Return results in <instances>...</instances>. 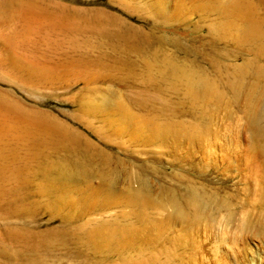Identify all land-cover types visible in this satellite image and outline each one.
Listing matches in <instances>:
<instances>
[{"label": "rangeland", "instance_id": "rangeland-1", "mask_svg": "<svg viewBox=\"0 0 264 264\" xmlns=\"http://www.w3.org/2000/svg\"><path fill=\"white\" fill-rule=\"evenodd\" d=\"M219 1L0 10V264H264V137L244 122L253 101L264 130V52Z\"/></svg>", "mask_w": 264, "mask_h": 264}, {"label": "bare ground", "instance_id": "bare-ground-1", "mask_svg": "<svg viewBox=\"0 0 264 264\" xmlns=\"http://www.w3.org/2000/svg\"><path fill=\"white\" fill-rule=\"evenodd\" d=\"M26 1V0H25ZM23 1L24 4H20L21 2H19V0H0V10L1 9H10L8 10V12H10L12 9V7H16L20 10L21 13H25L27 15H29V19L31 20H36L39 18V16L41 15V12H45L47 14V11L44 9V11L40 8L37 7L36 4H34L32 1L34 0H28V1ZM219 1V0H218ZM22 2V3H23ZM216 2V1H215ZM219 7H221V9L225 12V14L227 15V20L228 18H233L234 15L239 14L240 17L242 18L240 24L236 27V37L239 40L242 41H247L248 43H253L252 45H255L258 47V49L261 52H264V22L260 21L259 19H257L256 17H254L253 15H251L249 13V10L251 11V9H248L244 3L243 0H220L219 1ZM15 10V11H19V10ZM51 11V10H50ZM2 12V11H0ZM6 12V11H5ZM14 12V10L12 11ZM57 12V10H56ZM55 12V13H56ZM60 12V11H59ZM222 12V11H221ZM51 13H53L51 11ZM54 14V13H53ZM52 14V15H53ZM58 15H60L59 13H57ZM43 15V14H42ZM41 15L40 18H42L43 16ZM45 15V14H44ZM50 17V14H47ZM47 15H45V17H47ZM56 15V14H55ZM53 15V16H55ZM57 15V17H58ZM66 15V14H65ZM44 17V18H45ZM48 17V18H49ZM48 18H46V20H49ZM55 18V17H53ZM52 18V19H53ZM60 18V17H59ZM61 19V18H60ZM58 19V20H60ZM43 20V19H42ZM44 20V22L46 21ZM64 19H62L63 21ZM67 18L65 19L66 22ZM233 20V19H232ZM70 20H67V22ZM74 21V20H73ZM33 22L34 21H30ZM38 22V21H37ZM41 22V19H40ZM64 22V21H63ZM61 22V23H63ZM41 24V23H40ZM66 24V23H65ZM221 24V23H219ZM218 24V25H219ZM31 27L33 25H30ZM39 26V25H38ZM35 28V27H34ZM36 29V28H35ZM17 60V59H16ZM23 60H21L22 62ZM14 62V61H13ZM16 63L18 61H15ZM23 63H25V67L26 64L29 67L30 65H35L33 62H27V60L23 61ZM21 64L20 68L22 69L24 64ZM34 67V66H33ZM37 68V67H36ZM26 69H28L26 67ZM25 70V69H24ZM257 72L259 73H264V66L262 65H258L257 66ZM187 80L185 82L188 91L190 92V94H192L193 96L195 95H199V94H215V90L217 89V87L215 86V83H213L212 81H210L207 77L202 76V75H194V74H190L189 76H187ZM253 88V87H252ZM255 89H252V91H254ZM251 92V91H250ZM249 92V93H250ZM252 93V92H251ZM253 95V94H251ZM250 95V97H251ZM254 97V95H253ZM3 99V98H2ZM1 100V99H0ZM251 100V99H249ZM5 104V103H4ZM2 103L0 102V131H3L5 134V131L7 130V111L4 110L3 112V108H2ZM7 105V104H6ZM5 106V105H4ZM6 107V106H5ZM7 108V107H6ZM12 117H14L15 121L14 124H18V125H22L24 124V122H29L28 120L24 121L23 117L21 114L16 113L13 114L12 113ZM246 124V128H248L249 130V136L248 138H250V147L252 146H256L259 142L258 140L260 138L264 137V130L261 127V125L259 124L258 121V116L256 114L255 108H254V103L253 101H250L249 103V107H248V111H247V116H246V120L244 121ZM46 124V122H45ZM170 125V124H169ZM41 126V125H40ZM54 125H52L51 129L53 128ZM42 128V127H41ZM57 129V128H56ZM40 130V129H39ZM54 129H52L53 131ZM164 131L168 132V129L164 128ZM9 131V130H8ZM7 131V132H8ZM59 131V130H58ZM35 133V132H34ZM7 134V133H6ZM2 135V134H1ZM29 135V134H28ZM54 135V133L52 134ZM62 135V134H61ZM9 136V135H8ZM55 136H59L58 134ZM258 142V143H257ZM251 147V148H252ZM263 147V146H262ZM258 148V146H257ZM264 150V147L262 148ZM7 152V151H6ZM261 153V152H260ZM19 163V162H18ZM138 196V195H137ZM136 196V198H137ZM140 196V195H139ZM138 196V198H139ZM141 198V197H140ZM177 214L181 216L182 219L184 218H188L187 214L188 212H185V209H183L182 207L178 206L177 208ZM189 215V214H188ZM195 216V215H194ZM193 217V216H192ZM192 219V218H191ZM190 221V220H189ZM262 224H264V219H262ZM195 225V224H194ZM231 237H233V235H231ZM233 240V239H232ZM249 238L248 237H242L240 238V242L242 243L243 248L248 247L249 245ZM222 262L224 264H229L227 262V258L225 256H221ZM232 260V259H231ZM146 264V263H145Z\"/></svg>", "mask_w": 264, "mask_h": 264}]
</instances>
